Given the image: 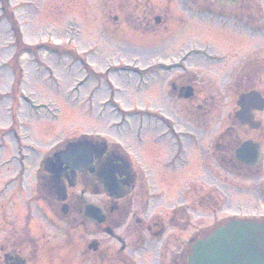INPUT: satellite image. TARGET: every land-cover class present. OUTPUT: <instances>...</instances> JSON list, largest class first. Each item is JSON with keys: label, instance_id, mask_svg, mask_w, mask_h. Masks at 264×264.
Listing matches in <instances>:
<instances>
[{"label": "rangeland", "instance_id": "obj_1", "mask_svg": "<svg viewBox=\"0 0 264 264\" xmlns=\"http://www.w3.org/2000/svg\"><path fill=\"white\" fill-rule=\"evenodd\" d=\"M255 2L264 15V0ZM2 3L0 260L19 246L20 232L29 228L34 234L49 229L54 236V251L67 253L69 264L82 263L85 222L78 211L85 204L82 198L96 203L100 191L89 190L79 178L76 185L68 186L69 199L79 202L77 213L70 210L64 215L60 203L40 194L38 180L42 158L72 138L85 135L105 137L108 145L115 144L127 152L139 172L144 173L139 169L148 167L167 181L175 176L166 173L163 164L174 155L175 162H181L171 137L181 134L183 162L193 163L183 171V177L179 175L183 191L189 194L184 198V210L190 212L183 222L184 246L193 233L197 234V228L213 222L221 224L227 216L264 219V160L261 174L234 165L226 166L227 174L223 166L226 162H220L219 169L217 157L214 160L207 150L218 136H239L244 141L264 135L245 127L235 116L238 95L248 85L239 80L240 69L256 65L257 43L249 28L243 32L250 40L248 47L235 44L243 47L237 50H247V58H232L228 51L230 59H222L210 50L232 49L211 38L206 31L211 16L206 9L207 13L193 14L196 2L192 0H150L153 14L167 15L162 25L154 22L153 15L150 28L132 20L131 0ZM257 35L264 40V21ZM193 43L197 46L195 53H199L185 57L178 54L183 46L184 51L192 50ZM19 49L26 51L23 57ZM177 78L194 83L198 95L195 100L179 98L171 85ZM208 112L213 114L202 117ZM262 124L264 128V120ZM197 129H201L200 134ZM213 170L222 186L226 184L227 197L220 202L211 200L210 205L208 200H194V204L191 195L195 186L192 189L191 181L205 194ZM175 190L174 184L171 193ZM156 207L160 210L163 205ZM89 225L94 229V224ZM38 227L39 231L35 229ZM93 237L88 235L87 241ZM87 258L93 260V256Z\"/></svg>", "mask_w": 264, "mask_h": 264}, {"label": "flooded vegetation", "instance_id": "obj_2", "mask_svg": "<svg viewBox=\"0 0 264 264\" xmlns=\"http://www.w3.org/2000/svg\"><path fill=\"white\" fill-rule=\"evenodd\" d=\"M192 1L196 2L193 5V14L195 11L206 12L203 9L209 12L211 21L206 31L210 34L211 38L218 39V44H227V49H232L220 51L213 47V50H210L213 55L220 56L222 59H230V55L236 58H247L245 56L247 50H237V48L248 47L247 45L250 40H247L246 36L243 35V32L247 28H249L251 35H255L254 38L257 43V49H255L256 65L251 66L252 68L245 71L239 68V80L243 83H248L243 90L257 89L264 97V40L257 35L264 21L262 7L257 2L253 3V0L252 2H250L251 0H240L237 4H222L217 0H211L210 4L204 0ZM135 2L136 0H131L132 5H134V8L130 9L133 21L135 19L141 22V25H146L148 28L153 26V19L156 24L162 25L167 22L165 12L156 15L152 13L150 0H146L145 3L141 4ZM163 15L165 18L161 17ZM195 43H198L197 39ZM195 43L191 45L192 50L184 51L185 47L183 46L178 54L185 57L199 53H195L194 51ZM236 43H239L240 46L246 44V46H235ZM231 45L235 47H230ZM228 51L230 55H227L229 54ZM227 66L231 67L228 64ZM254 80L256 83L252 82ZM190 82L191 80L182 81V78H177L171 82L172 89L179 93L184 88L191 87L193 96L184 100H195V97L198 95L194 83ZM209 114L213 113L208 112L205 115L203 114L202 117H207ZM198 115L201 114L197 113ZM256 120L261 123L260 127L256 130L257 133L264 134L262 124L264 110L256 112ZM221 134L233 133L222 132ZM171 139L178 146L176 155L180 156L181 162H175L177 157L174 155L170 157V162L163 164L162 169H165L169 175L175 176V178L167 181L158 175L157 172H154V169H149L148 167L139 169L145 170L144 173L139 172L122 148L117 147V145L115 146V144L108 145L99 136L83 137L81 141L73 145L74 147H70L74 149L86 148L92 151L95 155L94 171L83 170L77 173L74 172L73 174L62 160L64 153L70 149L66 145L50 151L44 157V162L39 172L38 191L44 198L60 203L62 208L63 205H67V210H62L64 215H68L70 210L76 214V208H78L79 204L78 201L69 199L68 185L70 177H72L73 186L77 184L79 178L80 181L84 180L86 184L94 182L98 184L96 193H99V191L100 193L97 195L98 200L96 204L101 210L100 216H105L104 219L96 223L89 222L83 218L82 211H78L79 216L85 222L84 255L81 264H187L192 241L209 234L215 229L217 226L216 222H213L212 225L205 224L204 226H200V229H196L197 234L193 233V236L189 237V243H186L184 246L181 238L184 230L183 222L185 217H189L190 212L184 210V198L189 197V194L187 195L183 191L182 177L184 175L183 171L191 167L192 164L183 162L181 151L184 149L181 134H175V137H171ZM242 142L239 136L234 137L230 135L223 137L222 135L215 138L211 144V148L207 147V150L211 151V156L214 160L216 157L219 160V169L220 162L224 164L222 163L224 161L227 164L223 165L224 167L234 165V168L240 167L251 173L257 174L258 172V174H261V163L264 160V135H261L258 140H254V142L259 144V152L261 154V159L255 169L239 163L235 158V151L240 147ZM204 152H206L205 149ZM53 161L62 164V172L58 178L51 167ZM109 162H111L112 167L115 169L119 182L129 180V195L124 197L114 195L110 197L104 193L102 183L97 181V177L100 178V172L109 168ZM226 168L228 174L229 169L228 167ZM201 170L205 169L202 168ZM179 175H182V177ZM209 175V191L205 194H201L198 187L191 181L192 189L195 186L194 196L191 195L192 202L195 200L200 203V201L205 202L208 200L207 205H210L211 200L212 202L214 200L220 202L221 199L225 200L227 197L226 184L222 186L218 178H216V171H211ZM174 184L176 190L174 193H171L174 190ZM81 201L82 203L87 202L83 198ZM195 201L194 204L196 203ZM157 205H163V208L157 210ZM196 212V210L192 211L191 215ZM196 216H199V214ZM89 224H94V229H90L89 226L92 227V225ZM40 228L35 229L39 231ZM88 235H93L94 237L87 241ZM53 240L54 236L50 233L49 229L47 233L42 234L31 233L29 232V228L26 231H21L18 242L19 246L15 250L7 251L2 256L0 264H69L70 257L67 253H62L60 250L54 251ZM93 245H96V249L92 247ZM88 256H93V260L88 261Z\"/></svg>", "mask_w": 264, "mask_h": 264}, {"label": "water", "instance_id": "obj_3", "mask_svg": "<svg viewBox=\"0 0 264 264\" xmlns=\"http://www.w3.org/2000/svg\"><path fill=\"white\" fill-rule=\"evenodd\" d=\"M182 95L190 97L192 95L191 88H187ZM239 105L243 110L237 114V117L243 124L257 128L259 125L253 123L251 111L253 109H263L264 100L254 91L241 96ZM250 152L253 158L251 164L255 166L259 160V153L257 146L250 141L245 142L237 151V158L246 163L248 161L244 160V156L247 157ZM63 162L72 170L90 168L93 162V154L86 149L71 150L63 155ZM51 167L56 177H60L62 164L52 162ZM114 174V170L101 174L105 184V191L109 195L118 193L122 196L127 194L129 189L128 181L123 184V187H120L121 184H119ZM120 189L122 190L120 191ZM64 210H67V206H65ZM84 211V215L88 219H98V221L104 219L100 216L98 208L93 204L86 205ZM92 247L95 248L96 245ZM189 264H264V224L236 221L217 229L208 238L195 243Z\"/></svg>", "mask_w": 264, "mask_h": 264}]
</instances>
